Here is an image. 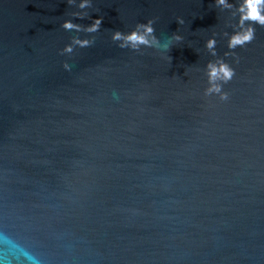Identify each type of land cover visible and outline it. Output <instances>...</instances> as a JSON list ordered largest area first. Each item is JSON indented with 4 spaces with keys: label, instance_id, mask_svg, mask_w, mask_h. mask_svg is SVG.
Returning <instances> with one entry per match:
<instances>
[{
    "label": "water",
    "instance_id": "1",
    "mask_svg": "<svg viewBox=\"0 0 264 264\" xmlns=\"http://www.w3.org/2000/svg\"><path fill=\"white\" fill-rule=\"evenodd\" d=\"M78 4L0 0V262L264 264V27L225 57L216 0ZM149 19L158 47L112 39ZM212 36L227 101L204 96Z\"/></svg>",
    "mask_w": 264,
    "mask_h": 264
},
{
    "label": "clouds",
    "instance_id": "2",
    "mask_svg": "<svg viewBox=\"0 0 264 264\" xmlns=\"http://www.w3.org/2000/svg\"><path fill=\"white\" fill-rule=\"evenodd\" d=\"M68 3H76V0H68ZM217 6L231 9L236 8L238 13V20L234 26L233 31L227 35V48L229 51L224 53V56H236L235 50L237 48H244L251 44L256 38V26L264 27V0H240L239 5H234L231 0H216ZM92 6V0H79L78 7L86 9ZM79 18H83L81 13L75 14ZM103 18H95L90 25L82 26L74 23L71 19L65 20L62 27L67 31L96 33L100 30ZM179 24H183V18H177ZM155 20L149 19L146 23H137L135 27L128 31L123 32L116 30L112 33V39L119 42L118 46L122 49H131L139 52L141 46L145 47H158L159 38L155 35L156 29L154 27ZM170 39L176 42H181L183 37L179 33L173 34ZM94 40L81 39L74 37L71 43H68L62 49V54L73 53L76 47L87 48L94 44ZM217 40L212 36L206 41L205 47L209 50L214 60H210L206 64L207 84L204 90V96H218L221 101L229 100V93L224 91V85L229 83L236 75L235 68L228 63L223 57L217 56L216 51ZM171 45H166L165 50L169 52ZM167 59L171 61L168 55ZM239 62L237 58V63ZM66 71L72 70V65L68 62L63 64ZM2 264V262H0Z\"/></svg>",
    "mask_w": 264,
    "mask_h": 264
}]
</instances>
